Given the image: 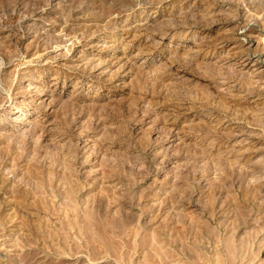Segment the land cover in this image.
<instances>
[{
  "label": "rangeland",
  "instance_id": "obj_1",
  "mask_svg": "<svg viewBox=\"0 0 264 264\" xmlns=\"http://www.w3.org/2000/svg\"><path fill=\"white\" fill-rule=\"evenodd\" d=\"M0 264H264V0H0Z\"/></svg>",
  "mask_w": 264,
  "mask_h": 264
}]
</instances>
